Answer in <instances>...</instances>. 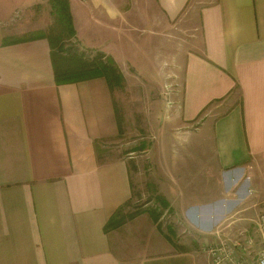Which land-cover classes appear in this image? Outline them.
Here are the masks:
<instances>
[{
  "label": "crops",
  "instance_id": "0c3cea01",
  "mask_svg": "<svg viewBox=\"0 0 264 264\" xmlns=\"http://www.w3.org/2000/svg\"><path fill=\"white\" fill-rule=\"evenodd\" d=\"M48 1L0 0V22ZM68 5L82 50L120 66L148 53L158 80L171 88L166 119L185 147L175 162L174 153L165 160L186 165L168 172L171 185L184 176L197 186L194 195L178 200L171 189L164 199L192 234L175 241L150 213L124 217L133 199L130 169L122 159H101L102 148L120 138L115 91L104 77L56 83V72L73 67L72 56L38 34L0 43V264H213L209 249L221 241L245 246L251 238L259 248L264 0ZM178 23L181 41L169 34L157 44Z\"/></svg>",
  "mask_w": 264,
  "mask_h": 264
},
{
  "label": "rangeland",
  "instance_id": "374dc122",
  "mask_svg": "<svg viewBox=\"0 0 264 264\" xmlns=\"http://www.w3.org/2000/svg\"><path fill=\"white\" fill-rule=\"evenodd\" d=\"M64 1L49 0L43 5L36 4L28 7L25 5L16 10L11 18H2L0 43L48 34L54 44L62 42L58 50L74 57L71 59L73 66L84 64L86 60L91 61L95 53L80 48L74 41L72 32L70 33L63 12L59 14L61 17H58L56 13L58 8L64 5ZM178 26L179 23L176 26L173 25L174 29L171 32L167 29L166 32L159 33L160 38L156 39L157 44L163 45L162 40L169 39L170 35L172 38L176 35V42L181 41L180 37L183 35L177 30L183 28L179 29ZM150 58L146 53L145 57H134V63L131 65L115 64L123 80L122 89H114L113 97L120 123V138L102 148L101 159L103 161L122 159L130 169L133 199L125 209L124 217L136 213H150L157 219L160 228L169 234L175 233L169 237L178 241L192 234L191 227L189 229L185 224L175 223L177 218L173 215L174 211L168 208L164 194L172 189L179 200L183 194L184 196L194 195L193 185L196 188L197 184L195 177L174 176L173 180L176 183L173 182V186L171 185V176L168 172L179 168L184 169L186 165L184 166V161L181 160L178 161L177 167H173L172 161L165 158L174 153L175 159L171 157L170 159L175 162L185 145L182 143V138H175L181 130L176 129V124H172L170 119H166L165 105L173 97L170 94L171 88L165 81L158 80L157 70ZM177 82H174L172 91H175L174 87H180V79ZM172 131L176 133L172 134ZM186 143L187 147H190L189 141ZM178 174L180 175V172ZM169 187L171 188L167 189ZM238 192L239 184L233 193L237 196ZM224 243L227 244V241H221L219 245ZM238 244H241L239 240L227 246L240 252L237 248ZM258 250L259 248L254 245V250L250 249L251 255L245 254L246 264L253 261Z\"/></svg>",
  "mask_w": 264,
  "mask_h": 264
},
{
  "label": "trees",
  "instance_id": "16d2710c",
  "mask_svg": "<svg viewBox=\"0 0 264 264\" xmlns=\"http://www.w3.org/2000/svg\"><path fill=\"white\" fill-rule=\"evenodd\" d=\"M66 17L67 24L69 25L70 33L72 32V24L71 17L69 13V5L68 0L64 1V5L59 7L56 13L58 17H61V13ZM60 14V15H59ZM95 56L91 59V61L86 62L84 64H79L77 66H73L70 69H66L65 71L56 72L55 80L56 83H75L87 79H92L96 77H104L108 82L110 89L121 88L123 85L122 77L115 67V64L107 58L101 52H94ZM74 57H72L73 59ZM118 124L119 119H118ZM132 217V216H131ZM110 224L106 225L109 227Z\"/></svg>",
  "mask_w": 264,
  "mask_h": 264
},
{
  "label": "built area",
  "instance_id": "2783aa9c",
  "mask_svg": "<svg viewBox=\"0 0 264 264\" xmlns=\"http://www.w3.org/2000/svg\"><path fill=\"white\" fill-rule=\"evenodd\" d=\"M257 231L261 234L260 241L258 243L259 250L250 264H264V214L260 215L257 220ZM255 242L248 238L245 242V246L238 244L237 248L240 252H236L234 248H229L227 244H221L209 249L210 256L213 264H246L245 259L241 257V254L250 256V247Z\"/></svg>",
  "mask_w": 264,
  "mask_h": 264
}]
</instances>
